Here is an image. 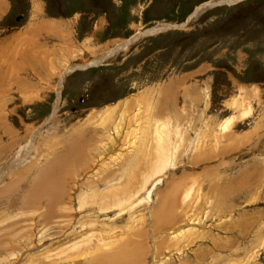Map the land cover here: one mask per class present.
Returning <instances> with one entry per match:
<instances>
[{"label":"rangeland","instance_id":"obj_1","mask_svg":"<svg viewBox=\"0 0 264 264\" xmlns=\"http://www.w3.org/2000/svg\"><path fill=\"white\" fill-rule=\"evenodd\" d=\"M206 1L0 0V44L12 39L0 49V57L12 54L0 80V120H5L0 136V264H264V163L259 157L264 147V0L197 10ZM163 23L174 25L147 32ZM137 32L143 35L126 49L67 74L53 113L66 64L112 52L117 42ZM30 53L46 56L45 70L21 68L24 79L16 84L18 71L10 73L26 65L21 57ZM149 91L159 103L167 102L160 106L165 109L161 115L171 116L172 141L182 134L186 147L203 132L207 139L197 157L184 147L177 150L148 202L139 201L142 187L158 177L145 184L155 158L147 149L137 155L118 146L104 165L93 158L95 169L88 160L66 162L62 175L64 167L59 174L58 167L50 170L76 140L84 142L85 150L114 135L110 108L136 95L150 99ZM236 100L251 114L230 106ZM103 110L109 113L106 123L98 116ZM133 114L132 106L127 116ZM229 116L234 117L230 136L214 146L217 124ZM135 125L132 121L117 133L133 136ZM7 127L10 133H5ZM17 151L28 157L25 163L12 164ZM45 173L51 185L37 191ZM110 184L122 188L124 196L120 205L101 210L98 199L89 196L101 199ZM176 185L178 192L190 186L191 206L176 207L167 220L166 198ZM50 186L55 193L46 192ZM56 189H61L57 195ZM83 191L90 193L81 210L78 195ZM126 199L132 201L125 206ZM185 222L192 223V234L168 236ZM107 255L115 258L105 261Z\"/></svg>","mask_w":264,"mask_h":264},{"label":"bare ground","instance_id":"obj_2","mask_svg":"<svg viewBox=\"0 0 264 264\" xmlns=\"http://www.w3.org/2000/svg\"><path fill=\"white\" fill-rule=\"evenodd\" d=\"M233 1H236V0H210V1H206L203 3V5L201 6H198L197 7V10L198 8L200 7H205V6H209V5H216V4H221L223 2H232ZM238 1V0H237ZM195 13V12H194ZM46 25V24H45ZM44 25V26H45ZM172 25L174 24H171V23H163V24H159V25H156L152 28H149L147 29V32H153L155 28H166V27H171ZM185 25V24H183ZM43 26V27H44ZM158 26V27H157ZM167 29V28H166ZM159 31V30H158ZM156 32V31H154ZM140 35H143V32H137V33H134L129 39L127 40H123V41H120V42H117L111 49H112V52H106V53H103L97 57H93V59H90V58H83L84 60L80 61L79 63L77 64H66V66L63 68L62 70V73L59 75V79H58V83H57V87H56V91H57V98H56V101L54 102L53 104V107H52V110H53V113L58 109V105H59V102H60V92H61V88L62 85V81L64 79V77L67 75V74H70V72L74 71V70H77V69H82V68H88L90 66H95V65H99L101 64L102 62L106 61L105 59H107L108 57H110L113 52H115V50H123V49H126L130 43L134 42ZM13 37V36H12ZM15 39V37L13 38ZM12 40V39H11ZM11 40L8 38L6 39L5 41L6 42H2L0 44V49L2 50L3 46L2 45H7L6 47L8 48V43L11 42ZM129 40V41H128ZM15 41V40H14ZM8 42V43H7ZM10 46V45H9ZM12 46V45H11ZM23 50V48L21 49ZM4 51V49H3ZM18 51V50H17ZM16 51V52H17ZM24 51V50H23ZM1 52V51H0ZM14 52V50H13ZM22 52V51H21ZM36 52V51H35ZM55 52V51H54ZM5 53H8V52H5ZM3 53V54H5ZM26 53V52H24ZM17 54L19 55V53L17 52ZM31 54V53H30ZM1 55V54H0ZM16 55V56H18ZM23 55V54H22ZM2 56V55H1ZM12 56V54H11ZM11 56L9 58H11ZM6 58L4 57H0L3 61L2 63L0 64V80H2L5 76H6V71H8L4 65L7 66V63H8V60L9 58L7 56H5ZM75 57V56H74ZM21 61H24L26 62V65H21L20 64V68L19 70H15V71H11L10 75L14 72H17V75L15 76L14 79H17V80H14V83L16 84H19L24 78L21 74H19L21 72V68H31L32 71H36V73L38 71L41 70V72H43V70H45L43 67L46 65V62L45 60H47L46 56L44 58H41L39 55L37 54H26V55H23L21 57ZM13 59V58H12ZM11 61V60H10ZM54 61V60H53ZM56 62V61H55ZM62 63V62H61ZM72 63V62H71ZM4 64V65H3ZM10 64V63H9ZM65 64V63H64ZM11 66V64H10ZM14 66V65H13ZM27 68V69H28ZM54 68V67H53ZM29 70V69H28ZM27 71V70H26ZM28 72V71H27ZM8 73V72H7ZM33 73V72H32ZM15 74V73H14ZM40 74V73H39ZM13 75V74H12ZM35 75V74H34ZM11 79V78H10ZM27 79V78H26ZM31 79V78H30ZM24 82V81H23ZM24 86V84H22ZM21 85V86H22ZM22 87H20L21 89ZM4 90V89H3ZM154 91H149V93L147 95H150L151 98L150 99H143V95L142 96V99L141 98H138V95L135 96V98L132 99H125L124 101L120 102L118 104V106H114L113 108L111 107L110 108V111L113 115L112 117V120L111 122L114 123L115 121V132H114V135L112 136H108L106 138H101L99 139L98 141L95 142V144L92 146V147H89L85 150H83V146H84V142L81 140V139H78L75 141L73 147L69 148L65 154L66 158L64 160H56V163H52V168L50 169L51 171L54 170L55 167H58V170L57 172H55V174H59L60 170V175L63 174V172H65L66 168L68 167L67 164H76V163H83L85 164L88 160L89 162L94 158L93 160V163H95L96 160L99 161V163L103 162L102 165L105 164L106 161H108L109 159V156L112 155V154H115V150L118 148V146H120V148L122 149L121 152H124V150L128 149V151H133V154H137L139 152H141V150H144V149H147L148 150V155L149 157L151 155H153L152 157H155L153 158V160L151 161V170L148 171L149 173L151 172V175L150 176H147L145 177V184H147L149 181H150V178L151 176H156L157 177L159 176L160 173H162V171L166 168H168L169 166L172 165V159L175 158L176 154H177V150L180 149V148H186V151L188 152H191V153H196V157L199 155V153H202L203 151L199 150L201 148V146L205 145L206 144V134L205 132L203 133H199L198 135H196L192 140L191 142L188 143V145L185 147V146H182V143L184 141L183 139V136L182 134H178L176 135L177 137V140L175 139V135H174V142L172 141L171 138H169V135L171 133V131L175 130V127L173 126L172 122L170 121V115L168 116L165 115V116H162L161 115V112L164 111L165 109L162 110V108L160 106H164L166 103H164V101L162 103H159L160 102V98L159 100L156 98L153 97L152 98V94ZM146 95V96H147ZM25 99V97H24ZM152 99H154L155 101H153ZM234 99V98H233ZM235 100V99H234ZM241 100V99H239ZM239 100H236V101H231L230 102V106H234L235 108H237L241 113L245 112L247 109V105L245 103H242L240 102ZM246 100V99H245ZM134 101V102H133ZM162 101V100H161ZM174 101V100H173ZM133 102V103H132ZM164 103V104H163ZM173 103V102H171ZM158 104V105H156ZM248 104V103H247ZM173 107H175V103L172 104ZM134 107V114L132 116V118L130 119L127 115L129 113V109L131 107ZM246 107V108H245ZM168 109V108H166ZM168 111V110H167ZM171 111V110H170ZM248 111V110H247ZM169 112V111H168ZM249 112V111H248ZM246 112V113H248ZM252 112V111H251ZM250 113V112H249ZM251 114V113H250ZM249 114V115H250ZM108 115L109 113L107 111H101L99 113V117H103L104 118V121L106 123L107 121V118H108ZM239 116V115H238ZM150 117H153L155 118L154 122H147L146 120L149 119ZM164 117H166L168 119V121H165L164 120ZM230 117V116H229ZM229 117L227 118V120H221L218 124H217V129H215V131L217 132L216 135H214L215 137V142H213V144H215L214 146L218 145V142L226 137V136H230L228 135L231 131V128H233V119L234 117L231 116L230 119ZM244 118V116H243ZM242 119V118H240ZM5 120L1 118L0 120V136L2 137L3 135V131H1V129H4L5 125H2L1 123H3ZM132 121L135 122V126L131 129V133L133 134V136H122L121 134L117 133V130L121 129L123 126H127L129 125ZM235 121V120H234ZM99 124V123H98ZM182 129V128H180ZM176 130L178 131V127L176 128ZM11 130L8 129L7 127V131L5 133H10ZM116 133V134H115ZM175 133V132H174ZM180 133V132H179ZM182 133V132H181ZM197 133V132H196ZM135 135V136H134ZM212 135V134H211ZM232 135V134H231ZM32 137V136H31ZM173 137V136H172ZM204 138H206L204 140ZM226 139V138H225ZM3 139L0 138V143L2 142ZM176 140V141H175ZM31 141L27 142V145H31L30 143ZM260 142V141H259ZM217 143V144H216ZM184 144V143H183ZM198 144V145H197ZM6 145V144H5ZM221 145V143H220ZM8 146V145H7ZM182 146V147H181ZM213 146V147H214ZM212 147V146H211ZM258 147V146H257ZM183 148V150L185 151V149ZM217 148V147H216ZM17 149V148H16ZM253 150V149H252ZM259 152V151H258ZM93 153H97L99 154L98 157H89L91 154ZM132 153V152H131ZM13 154H16V156H13V161H12V164L16 163V165L18 164H21V163H25V161L27 160V156L25 155H20L21 153L19 151H17L16 153H13ZM118 156L120 154H117ZM126 155V154H125ZM137 155H133V158L135 159ZM97 156V155H96ZM116 156V155H115ZM148 157V158H149ZM151 157V158H152ZM259 157H261L260 159H262V163H264V147H262V149H260V152H259ZM97 158V159H96ZM130 158V157H129ZM143 158V157H142ZM96 159V160H95ZM81 160V161H80ZM84 161V162H83ZM66 162H68L66 164ZM122 162V161H121ZM126 162V160H125ZM15 165V166H16ZM78 165V164H77ZM90 165L92 167L90 168H93V164L90 162ZM89 165V166H90ZM98 164H96L97 166ZM14 166V167H15ZM96 166L93 168L95 169ZM127 166V165H126ZM80 167V166H79ZM73 168V166L71 167V169ZM88 168V167H87ZM49 169V168H48ZM25 170V169H24ZM68 170V169H67ZM76 170V169H74ZM8 171V170H7ZM79 171V170H78ZM93 171V170H92ZM125 171V170H124ZM6 172V171H4ZM68 172V171H67ZM88 172V171H87ZM127 172V171H125ZM146 172V173H148ZM53 173V172H51ZM70 173V172H69ZM105 173V172H104ZM111 173V172H110ZM71 174V173H70ZM86 174V173H85ZM96 173H92V176L90 177H93L95 176ZM100 174V173H99ZM2 174H0L1 176ZM50 174H47L45 173V176H44V179H40L37 184V191L38 190H44L46 185H51V181L50 180H47L46 179H49L51 177H48ZM58 176V175H57ZM56 176V177H57ZM84 176V175H83ZM88 176V175H87ZM77 177V176H76ZM89 177V176H88ZM109 177V176H108ZM105 178V177H104ZM57 179V178H55ZM75 180V179H74ZM91 180V179H90ZM107 180V179H106ZM1 181V180H0ZM58 181L62 182V178L60 179L58 177ZM97 181V180H96ZM113 181V180H112ZM162 181V178L161 177H158L157 179H155L153 182L150 183L149 187L146 188V186H143L142 187V199H140L139 201H145V202H148L150 200V198L152 197V194H153V191L156 189L157 185ZM86 182V181H85ZM104 182V181H103ZM64 184V183H63ZM58 185V184H57ZM75 185V184H74ZM119 185V184H118ZM40 186V187H39ZM78 187V185H75V187ZM178 185H176L172 190H171V193L167 196L166 198V203L165 205L168 207V214L166 215L165 219L167 220H170L171 218H173L175 216V213H176V207H181V205H186V203L190 202L191 201V194H192V190L189 187H186L184 189H181L179 192L176 191L178 190ZM49 189L51 191H47L46 192L48 193H55V188L53 189L51 186L49 187ZM77 189V188H76ZM86 189V188H85ZM41 191V192H42ZM57 193L55 195H57L59 193L60 190L56 189ZM78 191V190H77ZM85 191V190H84ZM82 192V194H79L78 195V209H81L83 208L84 205L87 204V198H85L84 195H86V192ZM43 193V192H42ZM90 193V192H89ZM89 193L87 192V195H89ZM92 193V192H91ZM50 195V194H49ZM53 195V194H52ZM54 196V195H53ZM124 196V190L122 188H118L116 187L115 185H108L106 186V190L105 192L103 193V197L100 199L99 198V195H91L89 197H93V198H96L98 199L96 201V204H98L99 208L101 210L103 209H106L108 207H111V204L114 205V206H118L120 205V201H121V198ZM179 196V197H178ZM52 197V196H51ZM56 198V197H55ZM54 199V198H53ZM55 200V199H54ZM103 201H107L108 202H105L106 204H102ZM132 200L131 199H126L123 201V205H127L131 202ZM101 202V204L99 205V203ZM134 203V202H133ZM189 203H188V207H189ZM132 206V205H131ZM191 206V205H190ZM128 208V207H127ZM36 209V208H35ZM181 209V208H180ZM47 211V209H45ZM52 210V209H51ZM82 210V209H81ZM75 213V212H74ZM12 215V214H11ZM38 215V214H37ZM78 215V214H77ZM55 216V215H53ZM226 216V215H225ZM2 217L3 216H0V219L2 220ZM5 220V219H4ZM3 220V221H4ZM181 221V220H180ZM179 221V222H180ZM45 222V221H44ZM71 222V221H69ZM177 222V220H176ZM72 223V222H71ZM181 223V222H180ZM200 223V222H199ZM192 223L191 222H185L184 224H180V225H175L177 226L176 229H173L172 231L168 232V236L169 237H172L173 239L181 236L185 231H189L191 233V231L193 230L192 226L191 225ZM195 226L197 227H200L201 225L195 223ZM49 227V226H48ZM195 227V228H197ZM151 230V229H150ZM198 231V230H197ZM192 234V233H191ZM195 234V233H194ZM195 236V235H194ZM128 247V245H127ZM132 248V247H131ZM134 248V247H133ZM133 250V249H132ZM138 250V249H137ZM137 250L135 252H137ZM170 254H167V256H169ZM107 259H105V261H111V259H114L115 258V255H107L106 256ZM100 262V261H99ZM103 262V260H102ZM77 262H74V261H71V262H66V261H61L59 264H76Z\"/></svg>","mask_w":264,"mask_h":264},{"label":"crops","instance_id":"obj_3","mask_svg":"<svg viewBox=\"0 0 264 264\" xmlns=\"http://www.w3.org/2000/svg\"><path fill=\"white\" fill-rule=\"evenodd\" d=\"M39 7V6H38ZM44 25H42V27H43Z\"/></svg>","mask_w":264,"mask_h":264}]
</instances>
